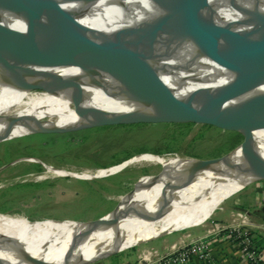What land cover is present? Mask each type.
Wrapping results in <instances>:
<instances>
[{"label":"bare ground","instance_id":"6f19581e","mask_svg":"<svg viewBox=\"0 0 264 264\" xmlns=\"http://www.w3.org/2000/svg\"><path fill=\"white\" fill-rule=\"evenodd\" d=\"M230 1L236 11L229 13L218 0H206L208 7L204 14L227 24L241 17L244 23L238 29L240 34L246 39L264 42V0ZM170 2L88 0L85 13L78 20L89 29L112 36L116 31L144 19L147 8H154L155 3ZM66 7L75 12L80 9V4L68 2ZM3 22L7 28L23 29L20 19L11 13L3 14ZM135 35V32H128L123 38L129 40ZM153 44L151 51L124 59L123 63L127 67L120 68L121 72L167 87L181 99L193 91L205 90L216 94V100L227 108H239L250 101L264 107V83L247 89H241L239 83L235 87L239 79L229 82L231 71L219 64L220 58L203 39L195 35L163 34L155 37ZM50 72L77 79L82 85V101L77 102L71 88L53 78ZM94 82H103L104 90L96 88ZM227 83L226 90L217 94L216 90ZM88 107L114 113L145 108L141 103L129 99L115 79L91 65L87 71L71 66L47 69L33 55L20 50L0 52V142L16 134L36 130L82 129L104 120ZM255 134L252 140L257 153L248 160L244 158L247 144L235 151L240 147L237 145L211 162L176 154H150L154 157L124 162L113 168L86 169L81 172L55 169L36 158L20 160L37 162L45 168V172L37 179L43 178L45 174L75 175L81 179L103 178L136 164L159 165L161 169H168L170 174L145 180V191L134 197H122L121 200L127 199V203L116 211L121 212L101 221L87 224L62 220L40 222L30 221L18 214H0V262L90 264L133 245L205 221L224 199L260 175L252 168L256 164L263 166L264 130L253 132ZM61 256L86 257L61 261ZM53 257L58 261L51 260ZM146 258L149 259L148 254Z\"/></svg>","mask_w":264,"mask_h":264},{"label":"water","instance_id":"95a60500","mask_svg":"<svg viewBox=\"0 0 264 264\" xmlns=\"http://www.w3.org/2000/svg\"><path fill=\"white\" fill-rule=\"evenodd\" d=\"M87 1L0 0V52L20 50L33 55L47 69L71 66L87 71L91 65L115 79L129 99L145 107L121 113L88 107L104 119L88 126L209 121L241 134L243 140L237 145L247 144L246 160L257 153L252 140L253 132L264 130V107L250 101L239 108H227L216 100V94L205 90L193 91L181 99L167 87L136 75L123 74L120 70L127 67L124 59L151 51L154 39L159 35H195L207 42L220 58L219 64L231 71L230 83L239 79L235 87L238 83L241 89L257 87L264 83V42L246 39L240 34L238 29L244 23L241 17L227 24L204 14L208 7L206 0H171L170 3H155L154 8H147L144 19L109 36L79 22ZM68 2L79 3L80 9L75 12L69 10L66 7ZM218 2L224 4L229 13L236 11L230 0ZM6 12L17 16L23 29L7 28L3 22ZM128 32H135L136 35L124 40ZM50 75L70 87L77 102L82 101V85L77 79L55 72H50ZM228 83L216 93H223ZM94 85L102 91L105 88L103 82H94ZM219 157L203 161L211 162ZM262 165L256 164L252 168L260 175L250 183L264 179V162ZM112 166L115 165L104 168ZM147 177L138 178L133 189L137 188L142 178ZM79 223L87 224L86 221Z\"/></svg>","mask_w":264,"mask_h":264},{"label":"rangeland","instance_id":"374dc122","mask_svg":"<svg viewBox=\"0 0 264 264\" xmlns=\"http://www.w3.org/2000/svg\"><path fill=\"white\" fill-rule=\"evenodd\" d=\"M176 123L183 126L163 122L103 130L95 129L99 126H88L69 131L26 132L8 137L0 142V214H18L30 221L40 222L101 221L121 212L116 213L127 203V199L121 200L127 193L131 191L127 197H134L145 191L147 188L144 184L145 180L170 174L168 169H161L159 165L136 164L103 178L81 179L75 175L45 174L43 178L37 179L45 172V168L40 163L20 161L22 159L36 158L55 169L81 172L86 169L102 170L99 169L104 168L102 164L109 166L119 164L126 155L131 157L143 154L125 163L154 157L150 155L153 154L150 151L155 148L171 149L169 153L156 154L158 156L176 154L199 160L221 157L230 151L227 150L229 143L224 141L230 129L209 121ZM242 140L243 138L239 143ZM245 144L240 145L235 151ZM217 154L220 155L216 156ZM143 175L149 177L142 178L137 188L133 189L135 182ZM252 186L254 184L247 190ZM238 192L224 199L204 222L196 226L176 230L154 240L133 245L90 264H154L156 258L167 256L193 240L205 241L202 236L214 232L212 227L220 225L219 229L223 230L229 225L230 219L228 221L224 219L227 215L224 206L245 191ZM238 211L244 213V210H237L233 214ZM207 222L214 226L205 228L202 232L200 228ZM193 230L202 234L197 237L186 236ZM178 237L184 238V241L178 239L169 246L168 243ZM177 241H180L182 246L176 248ZM147 254L149 259L145 260ZM61 257V261H67L86 256ZM51 260L58 261L55 257Z\"/></svg>","mask_w":264,"mask_h":264},{"label":"crops","instance_id":"0c3cea01","mask_svg":"<svg viewBox=\"0 0 264 264\" xmlns=\"http://www.w3.org/2000/svg\"><path fill=\"white\" fill-rule=\"evenodd\" d=\"M253 184L254 186H252L250 190H247V188ZM242 191H245L244 194H240V196L235 200L228 201L225 204L224 210H226L227 215L224 217V219L228 221L231 218V215L237 210H244V212L248 213L249 225L246 226V229L250 230L252 232V236L259 240L260 244H258V249L260 251L258 254L264 263V179L246 185L240 189L238 193H241ZM198 224L192 225L190 227L196 226ZM212 226L214 225H211L210 222H207L200 229L203 232L205 228L209 229V227ZM219 226L220 225L216 226L215 228L212 227V231L214 232H209L208 234L202 236V238H204L208 243L210 258L208 260H200L195 256H189L186 261L181 264H247L240 252L238 244L229 238L227 231L222 230V228L219 229ZM202 232L200 233V231L198 232L197 230H193L191 234H186V236L189 237L192 235L193 237H197L202 234ZM181 237H178L177 239L168 243L169 246L178 239L184 241V238L182 239ZM176 243V248L182 246L180 241H177ZM145 260H147V258Z\"/></svg>","mask_w":264,"mask_h":264},{"label":"built area","instance_id":"2783aa9c","mask_svg":"<svg viewBox=\"0 0 264 264\" xmlns=\"http://www.w3.org/2000/svg\"><path fill=\"white\" fill-rule=\"evenodd\" d=\"M248 218L247 212L241 213L238 211L231 215L229 225L225 227L223 226V230L227 232L236 231L238 236L242 238L237 244L246 262L251 260L253 263L259 264L261 258L249 248L250 239L246 235V230H248L246 229V226L249 225ZM189 256H195L200 260H208L210 258L208 243L202 240H193L190 243L183 245L175 252H171L167 256L156 258L154 264H181L185 262Z\"/></svg>","mask_w":264,"mask_h":264},{"label":"trees","instance_id":"16d2710c","mask_svg":"<svg viewBox=\"0 0 264 264\" xmlns=\"http://www.w3.org/2000/svg\"><path fill=\"white\" fill-rule=\"evenodd\" d=\"M142 124H145V123H135V124H116V125H103V126H99L97 128H95L96 130H103L105 128H112V127H123V126H127V125H132V126H138V125H142ZM171 125H174V126H183V124H178V123H171ZM242 138L241 134L236 132V131H233V130H230L229 132H227V134L225 135L224 137V141L228 142L229 143V146H228V149L227 150H231L233 147H235L238 143H239V140ZM171 151L170 148H166L164 150H161V149H153L151 150L150 152H152L153 154L152 155H155V154H159V155H162L164 153H169ZM142 152V151H140ZM220 154H217L216 156H219ZM130 156L126 155L122 158V161L129 158ZM101 166L105 167V166H109V165H106V164H102ZM246 235L247 237L250 239V244H249V248L250 250L254 251L258 257L259 256V240L255 239L253 236H252V232L250 230H246ZM229 234V238L232 239L234 242L236 243H239L240 240L242 239L241 237L238 236V233L236 231H230V232H227ZM241 245V244H239ZM241 247V246H240ZM263 261L260 260L259 261V264H262ZM247 264H255L253 263L251 260H248Z\"/></svg>","mask_w":264,"mask_h":264}]
</instances>
